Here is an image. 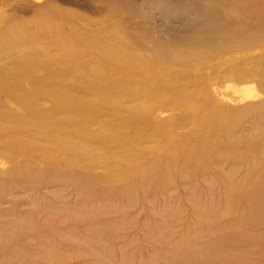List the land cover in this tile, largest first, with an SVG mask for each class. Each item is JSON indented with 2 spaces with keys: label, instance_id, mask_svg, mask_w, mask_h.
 Segmentation results:
<instances>
[{
  "label": "rangeland",
  "instance_id": "obj_1",
  "mask_svg": "<svg viewBox=\"0 0 264 264\" xmlns=\"http://www.w3.org/2000/svg\"><path fill=\"white\" fill-rule=\"evenodd\" d=\"M20 23L26 42L0 38V125L29 114L44 125L0 134V264H264V71L237 72L264 58V0H0V35ZM70 38L95 47L74 59ZM105 45L152 55L146 77L162 75L147 85L162 94L142 101L119 85L114 110L69 101L141 80L103 64ZM188 51L185 65L170 60ZM139 104L160 145L125 111ZM212 108L233 118L206 135ZM119 118L139 142L127 162L111 156L121 141L86 132Z\"/></svg>",
  "mask_w": 264,
  "mask_h": 264
},
{
  "label": "bare ground",
  "instance_id": "obj_2",
  "mask_svg": "<svg viewBox=\"0 0 264 264\" xmlns=\"http://www.w3.org/2000/svg\"><path fill=\"white\" fill-rule=\"evenodd\" d=\"M7 32H8L7 35L1 34L0 38H3L7 42L5 43L8 45H10V43H13V42H17V45L19 44L22 45L30 37L29 34H26V33H30V30L23 23L12 26L10 29L7 30ZM61 46H62V49H65L74 59H76L78 55H80L81 53L87 52L91 50L92 48H94L95 43L92 39L70 38L67 40H62ZM97 54L102 63L104 62L107 65H112L115 69L120 70L121 74L127 77L131 74L130 71L134 70L137 73L138 77L141 78V80L129 79L127 85L121 82L116 85H103L102 87L97 86L94 88V91H93V95L95 96L93 100L87 101V100H81V99H75V100L70 99L69 101L76 102L79 106L85 109L87 108L93 111H97L99 110V107L101 106V100H103L104 105L107 110H114L115 108H117V104H116L115 97H114L116 95L115 90L119 87V85H123L127 93H131L135 95L136 98L142 99V101L143 100L147 101L152 98H157L162 94L160 86H158L159 87L158 89L157 86L156 87L153 86L154 88H149L147 85V81L148 83H154L155 79L160 80L161 75H162L158 71L154 76H151L150 78L146 77V74H148L149 71L153 67H155L156 61L153 59L154 57L152 55H146V54H140V53L138 54V53L126 51L122 56L117 57L116 55L112 54L109 51V49L106 48V45L99 47ZM194 55L195 54L191 53L190 51H188L187 53H178L175 55L172 54L170 56V60L176 63H181L185 65L186 61H188V59L190 57H193ZM30 63L31 62L28 60H23V61L21 60L17 62L15 70H14V74H15L14 79H17L18 77H20L25 72L26 68L30 65ZM250 66L251 67H249L248 69L242 66H239L237 69V72L241 74L244 73V74L251 75L258 71H264V58L260 60L259 64L252 62ZM102 68H97V69L102 71L104 70ZM114 68L112 70H114ZM178 78H181V76H178ZM175 99L176 98H173L172 100L174 101ZM142 104L144 105L145 103H142ZM141 105L139 104L133 107H127V109L126 110L124 109V110L130 113L129 116L132 115V117H135V118L136 117L138 118V116L139 118H143L145 123L148 125V131L145 137H147L148 133H150L149 136L154 139L156 145H160V143H162V141L165 139V135L162 134V130L160 128H158L157 126L149 125V123L146 122L148 121L147 118L149 115L150 105L146 107L148 105L146 103L145 104L146 106L144 108L143 106L140 107ZM176 105L183 106V103L181 102V100H177ZM204 106H207V104L205 103L201 106V104L198 103L193 109V111L195 112L198 109H201L202 111L205 109ZM147 108H149V110H147ZM227 113L228 112L221 111V110H215L214 108H212L210 112L208 113V116L206 117V119H204V122H202V132L208 135L213 127H216L217 125H220L222 123H226L228 122L229 119L233 118L230 114H227ZM84 117L86 119L85 121L88 123H91V121L93 120V117L91 116V114H86L84 115ZM25 123L31 124V125H36V124L41 125V126L44 125L40 115L29 114L27 115V117H25L21 121L18 120L16 125H11L10 118H9L6 120V127H4V125H0V134H3V133H8L12 135L15 133L17 134V132L23 128V125ZM104 125L106 126V124ZM105 126H102V129H99L98 131L86 130V132H88L87 136L89 137V139L92 140L94 138H100V139L110 138L115 141L116 140L121 141L122 145L115 148L111 154V156H113V159L118 160L119 162L121 161L127 162L130 158L139 155L138 152L135 151V148L137 149L136 146L139 145V142L131 143L129 140H126V138H124L123 130L126 127L125 118L116 119L115 124L110 123L106 127ZM141 126H142L141 123L136 122V125L134 123V126L132 127L134 129H139ZM204 127H207L208 129L204 131ZM13 129H15L16 131H14ZM200 136H201V129H200ZM17 142L18 141H15V142L12 141L11 146L12 147L17 146ZM21 145L29 153L34 150L33 146L27 145L26 142L21 141ZM68 145L69 144L64 141L57 142L56 144L57 152H58L57 155H59V150L61 147L68 146ZM102 148H103V145H100L96 149V151L99 153H102ZM140 151H142V149H140ZM118 161L117 163H119ZM250 211L251 213H254L255 212L254 207H252ZM214 252H217V251L214 249Z\"/></svg>",
  "mask_w": 264,
  "mask_h": 264
}]
</instances>
